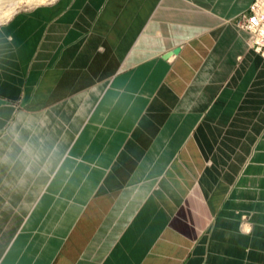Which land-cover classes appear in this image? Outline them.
<instances>
[{"label": "crops", "instance_id": "0c3cea01", "mask_svg": "<svg viewBox=\"0 0 264 264\" xmlns=\"http://www.w3.org/2000/svg\"><path fill=\"white\" fill-rule=\"evenodd\" d=\"M255 0H53L0 24V264H264Z\"/></svg>", "mask_w": 264, "mask_h": 264}, {"label": "built area", "instance_id": "2783aa9c", "mask_svg": "<svg viewBox=\"0 0 264 264\" xmlns=\"http://www.w3.org/2000/svg\"><path fill=\"white\" fill-rule=\"evenodd\" d=\"M235 25L246 34L248 48L264 58V0H255L237 17Z\"/></svg>", "mask_w": 264, "mask_h": 264}, {"label": "bare ground", "instance_id": "6f19581e", "mask_svg": "<svg viewBox=\"0 0 264 264\" xmlns=\"http://www.w3.org/2000/svg\"><path fill=\"white\" fill-rule=\"evenodd\" d=\"M42 0H8L9 5L6 6L5 10L3 6L0 4V8H3L0 11V22L7 20L13 12H16L15 10L19 8L20 4H27V5H38V3H41ZM53 1V0H50ZM43 2V1H42Z\"/></svg>", "mask_w": 264, "mask_h": 264}, {"label": "rangeland", "instance_id": "374dc122", "mask_svg": "<svg viewBox=\"0 0 264 264\" xmlns=\"http://www.w3.org/2000/svg\"><path fill=\"white\" fill-rule=\"evenodd\" d=\"M42 1H43V2H42ZM42 1H41V3L39 2L38 5H40V4H45V3H49V2H50V0H42ZM0 4L3 6V8H4V10H5L6 6L9 5V2H8V0H0ZM35 6H37V5L20 4L19 8H17L15 11H16V12H18V11H22V10L29 9V8H32V7H35ZM3 8H0V11H1ZM4 10H2V11H4ZM16 12H13V13L15 14ZM12 15H13V14H12ZM12 15H11V16H12ZM5 21H6V19H5ZM3 22H4V21L0 22V24H2Z\"/></svg>", "mask_w": 264, "mask_h": 264}]
</instances>
